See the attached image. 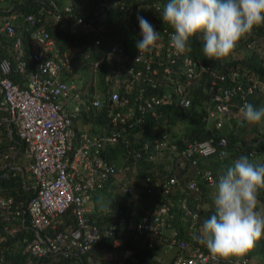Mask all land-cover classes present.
<instances>
[{"label":"trees","instance_id":"trees-1","mask_svg":"<svg viewBox=\"0 0 264 264\" xmlns=\"http://www.w3.org/2000/svg\"><path fill=\"white\" fill-rule=\"evenodd\" d=\"M93 1L71 0L76 11L81 8V12H76L77 15L82 20H90L92 29L77 28L70 35L61 34L62 38L66 40L60 38L61 43L65 45L69 40L72 43L89 42L91 44V47L87 49L85 58L81 59V56L72 58L74 65H78L80 62L84 64L83 70L87 73V79H91V81L87 80V102L85 103L87 109L80 111V114L82 112L81 116L71 117L75 130L73 141L84 139H87L88 142L91 141V145L88 148L89 155L93 159L98 158L99 161L106 162V165L112 164L114 166L121 158L120 164L129 165V170L115 172L114 174L113 172L109 173L108 178L103 182L104 186L97 191L96 189L91 191L88 199V205L91 210L89 209L86 212L87 223L97 226L100 232L98 238L91 243L87 252L99 254L100 251L106 250L107 256L104 261H108L109 264H119L118 261L121 262L120 264H172V260L179 254L184 253V250L176 248L172 256L164 260L162 259L163 254L158 252L157 247L150 249V237L158 238V236H161L163 240L174 238L176 241L183 239L187 244L195 243L194 237L199 235L203 220L210 216L209 209L213 192L206 189L201 195L197 193L189 194L184 191L188 198L182 197L174 201L180 193L176 192L173 196L169 193L162 194L154 186V183L161 181L162 177L170 172H175L178 177L182 174L194 177V172L190 169V161L191 158L196 157V151L191 144L188 145L190 140L194 139L208 141L209 144L220 150L221 156H204L202 157V165H200V168H207L214 178H216L222 165L228 164L231 160L241 155L248 156L255 163L264 164V118L258 123H249L244 120V117H242L240 123L229 118L222 124L214 126L217 118L206 117L209 107L212 108L220 102L225 104L226 99L224 97L228 89L232 91L227 100L231 110H236L240 106L243 107L246 102L251 103L256 108L264 107V88L259 90L258 86L254 85L252 92L244 90V86L250 85L254 78L251 74L258 76L264 82V67L261 66V59L257 58L255 51L250 50L248 53L242 51V48L240 49L239 47L240 43L236 45L227 58L219 60L206 59L202 51L204 43L202 34L197 33L190 38L189 46L191 50L177 55L174 64L175 73L160 71L156 76V80L162 81L161 83L156 82L155 87L149 86L147 81H142L146 84L144 87L149 90V93L155 92L167 100L165 103H159L155 106L158 115L151 119L155 118L154 121L157 124L162 123L165 119L170 123L169 125L178 121L186 122L190 125L187 130L179 132L169 129L168 134L158 135L160 139L165 141L167 147L156 145L153 142H148L147 145H144L146 136L136 132L139 128L137 124L135 132L132 127L128 129L122 128L121 132L124 136L122 138L119 137L117 142L110 143L107 139L108 136L120 128L116 124L112 125L109 121L107 111L109 108L118 106L117 102L109 99V94L111 91H116L120 96V94L124 93L123 83L130 79L122 78L125 75L124 71L116 69L120 64L119 58L105 59L97 64L96 67H92V63L108 50L113 41L112 31L119 27L120 22L125 21L126 17L123 10L125 6L120 5V7L112 6L109 8L106 6L104 10L99 11L98 15L95 16L93 15V10L95 9ZM66 2L68 1L65 0L64 3ZM142 2L139 0L136 4L145 7ZM65 20L71 23V27L74 25L72 18ZM62 24L63 22L57 23L58 26ZM262 24L254 27L250 36L242 38L240 40L242 44L249 45L251 39L257 34L264 35ZM99 26L106 27L107 30H100ZM47 27L50 31H54L53 34L56 33V25L50 26L49 24ZM168 28L172 30L170 26ZM17 30L20 29L17 28ZM27 34L25 33L22 36L24 40L27 38ZM87 34L91 35L88 39ZM94 39H97L98 43L95 44ZM27 45L28 42H25L24 47H27ZM128 46L133 48V44ZM2 50L6 54L4 47H2ZM188 58L196 61L203 69H197L196 75L189 78V82L184 84L183 91L185 96L189 98V104L186 107H182L174 101L177 95L173 90V84L181 81L183 75L178 72V69L182 65L187 64ZM30 66H32V62ZM145 70L143 69L140 74ZM215 71L221 72L223 78L216 76ZM245 74L249 75V78H244ZM117 76L120 79L122 78L118 86L113 82V79ZM132 82L133 87L139 84L135 80H132ZM169 82H172V85ZM235 85L241 86L243 89L231 87ZM95 96L98 98L99 103L92 105L91 101ZM260 97L262 100H260ZM129 99L131 100L132 98L129 97ZM148 124L151 125L150 121L147 120ZM143 128L147 132L145 124ZM162 129H168V126L164 128L163 125H158L154 130L160 131ZM134 133L135 137L128 135ZM94 138L95 141H93ZM20 145H24V143L21 142ZM186 145L188 146L185 148ZM139 147L152 152L156 156V160L137 159L134 156V151L139 149ZM217 153L219 154V152ZM22 154L23 148L20 147L17 154L12 158L16 164L25 163V158ZM122 179H124L127 190L118 188L117 183ZM0 185L4 193L13 195V204L9 206L7 213L0 214V237H2L0 250H2V255L6 260L2 264H59V262L52 261V256L49 254L43 257H36L21 253L24 243L23 238H31L33 232L28 225L27 213L25 211L16 213L15 211L22 209L18 202L23 201L24 205L30 190L28 191L22 186L19 174H17V177L0 181ZM171 200L175 215L171 217L167 215L165 219H152L150 217V211L154 207H159L163 202ZM196 204L200 206V209L194 212L192 207ZM260 206L261 208L259 209ZM188 210L190 211L187 212ZM256 211L264 216V189H261L257 194ZM70 215L72 218L65 216L69 225L73 224L75 219L74 213H70ZM143 215L146 216L151 229H153L152 225L156 221L160 223V225H155L156 230L153 236L126 226L128 222L132 223L140 220ZM161 215L164 216L163 213ZM4 216L7 218H4ZM21 217L24 218L26 227H23L20 223ZM63 217L62 215V219ZM120 219H122V227L118 226V220ZM4 224L8 228L14 226L15 231H8L3 227ZM113 224H115V228L111 230L110 227ZM60 226H63V224ZM104 230L106 232L102 234ZM114 238L118 239L116 244L113 242ZM202 248L204 252H207L204 246ZM126 249L128 253L125 252ZM246 255L250 258L256 255V260L264 264V235L255 242V246ZM97 262L100 264L102 260ZM220 264H235V257L228 261H220Z\"/></svg>","mask_w":264,"mask_h":264},{"label":"built area","instance_id":"built-area-1","mask_svg":"<svg viewBox=\"0 0 264 264\" xmlns=\"http://www.w3.org/2000/svg\"><path fill=\"white\" fill-rule=\"evenodd\" d=\"M116 1L111 0L110 5L116 6ZM152 2L155 9H160V0ZM107 4L109 5V0L93 2L95 6L93 15H98ZM27 8L30 9L26 10ZM77 11L81 12V8ZM77 11L71 3L61 5L57 0H0V159L6 161L9 156L14 157L21 146L19 143H24V152L28 155L26 165L23 168L16 166V169L20 173L25 171L24 179L29 180L32 194L27 199L25 209L15 212L27 213L28 225L34 235L27 246L37 255L50 250L68 257L87 250L99 236L97 227L87 223L86 212L91 210L88 205L89 196L92 190L97 191L102 187L109 173L116 171L112 164L106 165V162L99 161L98 158L93 159L89 155L88 147L91 141L88 142L87 139L73 141L71 116L79 110V105L76 104L69 109L64 107V101L68 98L73 83H67L56 76L62 67L67 65L68 58L64 52L52 51L53 39L43 24L44 19L56 21L72 18L73 30L79 26L84 30L92 29L91 21L82 20ZM99 29L107 30L102 26H99ZM162 30L165 31V28ZM25 33L28 34L24 40L22 36ZM171 34L172 32H168L167 39H170ZM90 36L87 34V37ZM25 42H28L27 47H24ZM94 43H98V40L94 39ZM161 46L157 42L150 53L138 57L137 52L132 58L123 57L127 62L124 70L129 76V81H137L140 72L146 69L141 79L151 85L156 84L153 78L156 74L155 69L148 71L155 67H150V63L158 62L162 66L161 64L168 59L170 51L175 52L170 47L172 50H164V57L158 58L162 52ZM117 50H120V47ZM108 57L100 55L94 60L92 67H96ZM166 69L167 67L163 65V70ZM121 79L117 76L113 82L118 85ZM124 96H119L116 91L109 94L113 100L119 97L120 103ZM128 100L127 95L125 101ZM92 102L97 105L99 100L95 96ZM119 137H123L121 131H115L107 139L110 143H115ZM199 146H202L201 143L194 145ZM210 150L211 148H208L204 151ZM195 173L197 179L189 178L185 183L170 176L155 182L154 186L162 194L169 193L173 196L176 192L181 193L183 189H187L188 193L199 191L197 182L200 179H206L208 182L212 180L209 171L200 172L197 169ZM123 189L127 190V186ZM3 200L4 197L1 196L0 203ZM7 200L8 207L10 198ZM167 207V202L154 207L150 211V217L163 219L160 215L163 213L165 216ZM3 208L4 205H0V214H3ZM70 213H74L75 219L73 224L69 225L66 217L72 218ZM121 221L122 219L118 220L119 227H122ZM24 223L25 220L21 217V224ZM158 224L156 221L151 229L146 216L143 215L140 220L128 222L126 226L135 227L138 232L153 236L155 225ZM110 228L113 230L115 224ZM158 238L163 240L161 236ZM164 241L168 246L184 245L182 239L176 241L174 238H167ZM117 242L118 239L115 238L114 243ZM105 264H108V261ZM175 264H195V260L188 257L178 259Z\"/></svg>","mask_w":264,"mask_h":264},{"label":"clouds","instance_id":"clouds-1","mask_svg":"<svg viewBox=\"0 0 264 264\" xmlns=\"http://www.w3.org/2000/svg\"><path fill=\"white\" fill-rule=\"evenodd\" d=\"M96 1L97 0H94L93 2ZM110 1L111 0H109V5H104V8L106 6L107 8L112 7ZM138 1L139 0L116 1V6H125L123 10L126 18L124 19L125 21L120 22L118 28L112 31L113 41L105 52V55L102 54V56H109V59L112 57H115V59L119 58V63H123L122 71H124L127 63L126 60H123L124 56L132 58L137 52L139 53L138 57L150 53L156 47L157 42L162 45V52L158 58L164 57L165 51L174 49L175 52L170 51L168 59L161 64L162 66H160L158 62H156L157 64L150 63V67H156L148 70L151 72L155 69L156 74L153 76L155 83H161L162 81L156 80V76L160 71L169 72L171 74L175 73L174 64L177 55L191 50L189 46L190 38L197 33L202 34L204 42L202 51L205 58L209 60H219L227 58L238 43H240V45H246L242 44L240 40L248 35L250 36L254 27H258L263 23L262 26L264 28V0H160L159 10L155 9L153 6L152 1L155 0H141L145 7L136 4ZM168 26H170L172 30H169ZM163 28H165V31L162 30ZM168 32H172L170 39H167ZM255 38L264 39V35L257 34L249 43ZM168 41L170 45L168 44ZM130 44H133V48L128 46ZM112 47L114 48L111 49ZM118 47H120V50H117ZM129 49L131 50L129 51ZM250 50L255 51L257 58L261 59V66L264 67V57L259 55L256 48H249L248 52H250ZM145 57L146 55L144 58ZM157 65L159 68H157ZM163 65L167 67L166 70H163ZM197 69H203V67L190 58L187 59V64L182 65V67L178 69V72H180L183 77L180 82L173 84V90L177 95L174 101L182 107H186L189 104V98L185 96L183 86L185 83L189 82V78L196 75ZM253 73L255 74V72ZM215 74L219 78H223L221 72L215 71ZM251 75L254 78L250 85L248 84V86H244V90L246 89V91L252 92L254 85H257L258 89L262 90L264 88L263 80L256 75ZM92 76L93 74L90 77L92 78ZM142 77L143 75L141 73L137 80V83L139 82V84H136V86L133 87V91L131 90L128 94V97L132 98L127 102L132 112L131 119H129L128 122H130V127H132L134 132L136 125H139L136 132L141 133L142 136L145 134L146 139L144 140V145H147L148 142H153L156 145L167 147L165 141L160 139L158 135L168 134L169 129L183 132L187 130V127L190 125L182 121L169 125L170 123L167 122V119L160 124L155 123V118L153 120L151 119L158 115L155 106L159 103H165L167 100L164 97L157 95L155 92L149 93V90H146L144 87L146 84L143 83L146 80H142ZM244 78H249V75L245 74ZM87 80L91 81V79ZM169 84L172 85V82H169ZM148 85L155 87L156 84L151 85L148 82ZM231 87L243 89L238 85ZM139 88H141V90ZM230 94H232V91L228 89L224 97V99H226L225 104L220 102L215 104L212 108H208L206 117L217 118L214 122V126L222 124L229 118L234 119V121L238 123L241 122L242 117H244V120L249 123H258L264 118V107L256 108L251 103L247 102L243 107L240 106L236 110H231L227 103ZM109 99L113 100L110 97ZM113 101L119 102V97L117 100ZM92 103L93 102L91 101V104ZM76 104L79 105V102L77 101L74 105ZM79 114L80 111L78 110L73 116ZM147 120L150 121L151 125H147ZM144 124L147 132L144 131ZM158 125H163L164 128L168 126V129H162L160 131L154 130ZM181 126H185V128H181ZM72 128L74 130L73 125ZM121 129L122 128L117 131H121ZM121 135H123L122 132ZM128 135L130 137H135V133ZM16 139L18 141V138ZM196 143H201L202 146L194 147ZM190 144L196 151V157L191 158L190 161V169L194 172V177L185 176V174L178 177L175 172H170L162 178L173 176L181 183L187 182L189 178L197 179V173H195V170L198 169L200 172L209 171L205 167L200 168V165H202V157L207 155L221 156L220 150H217L216 147L209 144L208 141L194 139L190 140L188 145ZM188 145H186L185 148ZM20 147L23 148L22 155L25 158V163L16 164L11 156H9L6 161L0 159V181L17 177V174H19L22 186L26 190H30V194L26 198L27 202V199L32 194V189L29 187V180L24 179L25 171L20 173L18 169H16V166L21 168L25 167L28 155L24 152L23 145ZM172 148L175 149L174 146H172ZM200 148H202V150H200ZM208 148H211V150L205 152L204 150H207ZM217 152H219V154ZM134 156L137 157V159L156 160V156L152 152L143 149L142 147H139V149L134 151ZM160 160L163 161L162 159ZM120 161L121 158L118 163L114 165L116 169L115 172L129 170V165H121ZM7 162L9 163L7 164ZM211 176V182H208L206 179L198 180L197 186L199 191L189 193L203 195V192L206 189L213 192L212 203L209 209L210 216L203 220L199 235L194 237L196 242L187 244L182 239L184 245L179 247L176 245L168 246L166 241L160 240L161 242H165L167 248L173 251L176 248L184 250V253L179 254L172 260V264H175L178 259L188 257L193 258L195 264H220V261H228L233 257H235V264H261L259 260H256V255H253V257L250 258L246 254L255 246V242L264 235V216L256 211L257 194L261 189H264V164L255 163L248 156L241 155L238 158L231 160L228 164L222 165L216 178H214L212 174ZM117 184L120 190H124V179ZM103 186L104 183L102 187ZM0 187V197L2 196L4 199L10 198L9 206H11L13 204V195L4 193L1 185ZM184 191L187 192V189H183L179 197L175 198L174 201L182 197L188 198L184 194ZM26 202L24 205L22 201H19L18 203L25 209ZM167 203L168 207L165 216L160 215L163 219H165L167 215H169V217L175 215V211H173L172 208V200ZM9 206L7 207V205H4L3 213H7ZM260 208L261 206L259 209ZM199 209L200 206L198 204L192 207L194 212ZM189 211L190 210L187 212ZM22 225L23 227H26L25 223ZM158 225H160V223ZM5 228L11 232L15 231L14 226L8 228L5 224ZM97 229L100 232L98 227ZM103 232L104 231H102V234H104ZM33 236L29 239L23 238L24 243L22 251L25 252V254L36 257H43L49 254L52 256V261L59 262V264H76L77 262L79 264H99L97 262L99 260H102V263L100 264H105L106 262L104 261L107 256L106 250L100 251L99 254L87 252L91 244L86 251L68 257L63 256L61 253H53L50 250L37 255L27 246L31 243ZM1 239L2 237H0V240ZM202 246L207 249V252L203 251ZM151 248L152 247H150V249ZM126 253H128V250ZM4 261L6 260L2 255V250H0V264Z\"/></svg>","mask_w":264,"mask_h":264},{"label":"crops","instance_id":"crops-1","mask_svg":"<svg viewBox=\"0 0 264 264\" xmlns=\"http://www.w3.org/2000/svg\"><path fill=\"white\" fill-rule=\"evenodd\" d=\"M59 1V3L61 5L63 4H68L69 0H67L68 2L64 3L65 0H57ZM30 8H27L26 10H29ZM64 19H59L56 21H48L47 19H44L43 24L45 26L46 29H48L49 34L51 36V38L53 39V45H52V51L56 50L59 53H65L67 55L68 61H67V65L63 66L62 69L57 73V78L60 80H63L67 83L72 82L74 87L72 90H70L69 96L68 98L64 101V107L69 108L72 105H74L75 103H77V101H79V111H84L87 109V107L85 106V103L87 102V76L86 78H82V73L80 74L79 72L83 70V63L80 62L78 65H74L73 62V57L75 56H81V59L85 58L87 56V49L91 47V44L88 42H84V43H72L69 41L66 42L65 44L61 43V39L62 36L61 34H71V32H73L74 30L71 27V23L67 22ZM58 22H63V24L61 26H58L57 23ZM52 26V25H56L57 26V31H55L56 33L53 34L54 31H50L49 28L47 27V25ZM59 27V28H58ZM68 27H70V29H68ZM79 28H82L81 26H79ZM61 29V30H60ZM83 29V28H82ZM60 30V31H59ZM89 37H87L88 39ZM63 39V38H62ZM66 40V39H63ZM87 43V47L85 46ZM132 47V46H131ZM70 69V70H67ZM80 75H79V74ZM79 75V77H77ZM86 83L84 86L83 84ZM82 104V105H81ZM82 115L79 114V116Z\"/></svg>","mask_w":264,"mask_h":264},{"label":"rangeland","instance_id":"rangeland-1","mask_svg":"<svg viewBox=\"0 0 264 264\" xmlns=\"http://www.w3.org/2000/svg\"><path fill=\"white\" fill-rule=\"evenodd\" d=\"M157 10H159V9H157ZM239 47L242 48L241 50L244 52H248L249 48L250 49L256 48L258 50L259 55L264 57V39L263 38H255L249 45H239ZM103 55H105V53ZM116 69L122 70L123 69V63L119 64V67H117ZM79 73L80 74L82 73V78H86V76H87L86 71L82 70ZM124 74L125 75L123 76V78L128 79L129 76H127V72L125 70H124ZM79 75L77 77H79ZM131 85H132V81L125 82V86L123 85V87H122L124 89V93L120 94V96L125 95L122 103H120V101L117 102L118 106H115L114 108H109V110L107 111L108 116H109V121L111 122V124L112 125L116 124V125H118L119 128L128 129L130 127V122H128V121H129V119H131V109H130V106L127 103V101H125V99L127 98V95L130 92ZM260 100H262L261 97H260ZM92 105H95V104L92 103ZM181 128H185V126H181ZM0 189H1V187H0ZM100 195H102V194L100 193ZM7 202H8V200L4 199L3 202L0 203V205H7ZM22 203H23V201H22ZM149 244L151 245L152 248L157 247L158 252L163 254L162 259L166 260L168 257L172 256L173 250L167 248V244L165 242H161L158 238L150 237ZM21 253L25 254V252H23V251Z\"/></svg>","mask_w":264,"mask_h":264}]
</instances>
